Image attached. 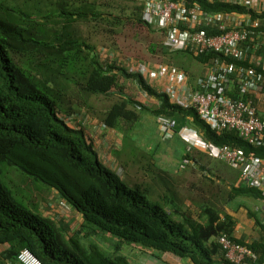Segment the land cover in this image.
<instances>
[{"label": "trees", "instance_id": "16d2710c", "mask_svg": "<svg viewBox=\"0 0 264 264\" xmlns=\"http://www.w3.org/2000/svg\"><path fill=\"white\" fill-rule=\"evenodd\" d=\"M169 1L198 5L211 13L249 12L259 18L260 28L264 29V12L255 13L243 5L223 0ZM143 8V0H0V244L8 245L1 254L3 264H22L17 256L23 248L44 264H129L124 256L107 255L97 244L84 247L79 241L85 236L84 228L111 234L140 250L188 258L192 264H236L226 257L218 241L225 234L232 242L252 250L254 256L242 264H264V216L247 209V216L259 228L258 237L247 242L245 236L235 237L237 219L220 206L230 205L238 196L264 202V192L242 181L221 188L212 176L202 174L199 185L193 184L200 189L195 194L198 202L184 198L179 190L169 187L168 175L156 172L150 183L166 187L170 196L161 193L164 205L150 201L148 187L138 183L139 176L133 180L128 168L133 167L132 162L141 175V171L156 164L144 166L137 164L143 160L121 155L118 159L125 172L122 176L102 162L91 137L74 117L81 109L89 111L93 97L118 93V99L98 119L104 127L122 133L123 140L129 139L139 118L133 109L138 106L153 117L175 118V134L187 126L206 141L264 157L263 143L250 144L235 130L211 129L193 108L171 103L165 93L155 90L139 73L120 66L118 55L101 53L110 50L106 46L97 48L84 33V26L93 24L110 25L113 33L128 27L157 34L160 40L149 42L146 50L159 54L157 57L168 56L169 64L187 73L188 59L192 57L202 66L199 75L190 74L193 83L208 62L250 66L247 61L216 52L197 56L165 48L163 31L142 18ZM203 27L208 34L217 33L216 29ZM122 56L150 62L143 55ZM120 79L136 83L158 104L148 107L126 95ZM245 97L255 103L254 93ZM257 113L260 114L258 109ZM188 156V161H199ZM10 167L21 172L17 174L22 183L29 180L55 190L60 200L81 216V228L70 234L68 224L38 208L25 207L4 181L3 168L8 175ZM205 179L208 183L203 184ZM191 205L196 210H191Z\"/></svg>", "mask_w": 264, "mask_h": 264}, {"label": "built area", "instance_id": "2783aa9c", "mask_svg": "<svg viewBox=\"0 0 264 264\" xmlns=\"http://www.w3.org/2000/svg\"><path fill=\"white\" fill-rule=\"evenodd\" d=\"M228 1L243 5L255 13L264 12V0ZM143 2L142 18L163 31L165 48L183 50L197 56L216 52L235 60H249L260 65V69L215 60L205 64L202 75L193 83L184 70L169 63L142 62L111 51L105 53L101 50V53L106 56L118 55L117 63L120 66L129 72L139 73L155 90L165 93L171 103L193 108L211 129L235 130L240 138L250 144H264V116L257 113L252 98L245 97L249 93L264 91V56L254 53L264 47V42L260 41L264 40V29L260 28L259 18L249 12L211 13L198 5L188 6L169 0ZM203 26L216 29L217 33L208 34ZM251 48L254 51L252 54ZM156 120L163 140L170 139L176 133L175 118L159 115ZM177 134L190 147L202 150L209 157L238 170L243 183L264 192V157L246 155L239 148L206 141L200 133L187 126ZM61 204L69 207L64 201ZM218 241L226 257L233 263H246L247 258L254 256L251 249L232 242L225 234ZM17 258L22 264H44L27 248L20 250Z\"/></svg>", "mask_w": 264, "mask_h": 264}, {"label": "rangeland", "instance_id": "374dc122", "mask_svg": "<svg viewBox=\"0 0 264 264\" xmlns=\"http://www.w3.org/2000/svg\"><path fill=\"white\" fill-rule=\"evenodd\" d=\"M83 30L84 33L92 39L91 41L97 48L106 46L110 51L113 50L121 55L130 54L136 57L143 55L147 60L150 59V62H168V56L162 55V58L159 56L157 57L159 54L152 55L146 50L149 42L160 40V37L157 34H152L151 32L144 30L138 31L128 27L123 28L120 32L113 33L110 25L97 26L93 24L84 26ZM188 62L189 76L190 74H193L195 77L199 75L202 71V66L195 62L192 57L188 59ZM119 84L123 87L126 95L135 98L145 106H155V99L146 96L138 88L136 83L128 79H120ZM118 95L119 94L117 93V95L110 94L107 96L100 95L93 97L90 101L89 111L85 108L81 109L80 112L84 110L92 117L98 118L118 99ZM133 109L138 112L139 118L134 124V128L131 129L130 137L129 139L127 138L123 140V147L119 151L121 154L118 153V151L113 150L114 152L111 153V155L114 159L122 156L126 159L127 157L136 160L140 159L143 160L142 163L137 162V164H142L144 166L150 162L151 164H156L147 171H141V175L139 172H136V166L132 162L131 165L133 167L128 168V171L133 172L131 173V176L135 177L133 180L139 176L138 183L144 187H148L147 198L150 201L164 205L165 201L161 198V193L163 192L164 194L167 192V195L170 196V192L167 191L166 187L150 183L151 176L155 175L156 172L168 175L169 177L167 178V181L171 183V186L169 187H172L177 191L179 190V194L184 198H195L198 202L199 196H196L195 194H199L200 192V189L197 186L199 185L202 174L212 176L215 183L221 185V188H224L225 186L229 187L231 183L237 184L241 181L238 170L230 167L223 161L210 158L202 150L190 147L181 137H179L178 134H175L168 140L161 139L156 124V117H153L149 112L140 111L138 106H135ZM69 122L75 124L73 120ZM187 155H189L188 157L191 159V156H194L199 161H186L185 157ZM138 156L140 157L138 158ZM202 167H207V169L204 168L202 170ZM10 168L12 170H10L8 175L6 174L7 169L3 168L4 181L10 186V188H12L15 196L23 202L25 207L38 208V210L51 216L56 221L68 224L70 234L81 228L80 215L71 208L62 206L61 203L63 200H60L55 190H48L44 188L45 186L43 187L42 184L38 183L41 186L39 187L36 184L29 182V180L28 182L26 181L22 183L18 178V174L21 172L14 167ZM126 181L129 182L127 179ZM206 183H208V181L205 179L203 184ZM193 184H196L197 186H194ZM220 206L223 210L228 209L229 212L236 215L238 221L236 231L237 236L243 234L248 240L258 237L259 228L254 224L252 218L247 216V209L256 210V212H259L264 216V202L253 198L238 196L231 201L230 205L222 203ZM191 210H196V207L192 206ZM233 210L236 212H233ZM259 213L258 215L260 216ZM83 233L85 236L81 237L79 241L84 247H88L91 244H97L107 255L113 256L114 254H117L128 257L134 246L127 243H121L111 234L92 230L90 228H84ZM179 259L182 260L181 264H185L182 257H179Z\"/></svg>", "mask_w": 264, "mask_h": 264}, {"label": "crops", "instance_id": "0c3cea01", "mask_svg": "<svg viewBox=\"0 0 264 264\" xmlns=\"http://www.w3.org/2000/svg\"><path fill=\"white\" fill-rule=\"evenodd\" d=\"M223 1H228V0H223ZM232 12H236V11H232ZM260 41L264 42V40H260ZM253 52H254L253 48H251L250 53L252 54ZM254 53L260 56H264V47L260 48ZM244 61H247L250 64V67L260 69V65L256 63H252L249 60H244ZM253 93L256 98L255 103H256L258 111L260 112V114H264V91L263 92H253ZM154 103L158 104V101L155 99ZM74 117L76 118L77 123L80 124L79 126L83 127L84 131L91 137L92 142L94 144V148L98 152L99 157L102 160V162L106 166H108L110 169L119 172L123 176L125 172L123 169H121V163H120L121 160H119L118 158H117L118 160L116 158L115 160L111 155V153L114 152L113 150L120 151V149L123 147L122 133L114 129L103 127L102 122L97 117H92L84 110L80 113L75 114ZM191 157L195 158L194 156H191ZM205 168L207 169V167ZM233 215L237 219L236 215L235 214ZM237 227H238V221L235 227V237L244 236L243 234H241L240 236H237V233H236ZM245 240L247 242H250L253 239L251 240L245 239ZM7 247H8L7 244H0V259H1L0 264H3L1 254L3 253V251H5ZM125 258L129 262V264H181L182 262V260H180L178 256L172 255L170 253H159L154 250L144 251L134 246L131 249V254ZM183 259H184L183 261L185 264H192L190 259L188 258H183ZM6 264H10V263L7 262Z\"/></svg>", "mask_w": 264, "mask_h": 264}, {"label": "clouds", "instance_id": "9594fccd", "mask_svg": "<svg viewBox=\"0 0 264 264\" xmlns=\"http://www.w3.org/2000/svg\"><path fill=\"white\" fill-rule=\"evenodd\" d=\"M177 67V66H176ZM179 68V67H178ZM181 69V68H180ZM187 73V72H186ZM188 74V73H187ZM158 117V116H157ZM157 117H156V119H157ZM156 122H157V120H156Z\"/></svg>", "mask_w": 264, "mask_h": 264}]
</instances>
